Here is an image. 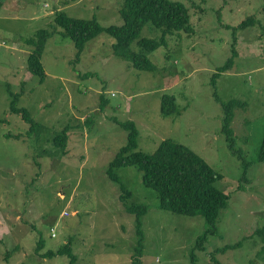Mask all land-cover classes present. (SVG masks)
<instances>
[{
	"label": "rangeland",
	"instance_id": "rangeland-1",
	"mask_svg": "<svg viewBox=\"0 0 264 264\" xmlns=\"http://www.w3.org/2000/svg\"><path fill=\"white\" fill-rule=\"evenodd\" d=\"M122 1L0 0V264H132L134 257L138 264H192V254L195 264H214L212 254L220 264H264L257 261L264 245L252 237L264 227V162L258 160L264 0H178L189 9L193 32L168 35L166 46L148 54L154 72L114 56L115 40L105 33L75 59L76 49L59 27L41 55L44 80L29 72L33 47L26 41L40 30L53 32L56 13L95 18L104 28L121 26ZM246 19L254 21L239 29ZM160 36L146 24L139 40ZM233 44V66L216 76L213 87L212 76L232 56ZM130 48L141 50L137 41ZM164 95L175 97L179 115H161ZM13 98L31 116V126L10 113ZM230 101L242 105L233 108L230 128L244 159L222 133L221 104ZM125 122L138 130V151L152 154L162 141L173 140L222 176L216 187L229 201L203 251L196 248L209 229L202 215L161 210L141 171L110 168L127 144L128 131L120 125ZM65 128L68 141L55 146ZM133 204L147 209L139 217L137 254L138 218L125 211ZM67 243L75 263L65 255L45 256Z\"/></svg>",
	"mask_w": 264,
	"mask_h": 264
},
{
	"label": "trees",
	"instance_id": "trees-1",
	"mask_svg": "<svg viewBox=\"0 0 264 264\" xmlns=\"http://www.w3.org/2000/svg\"><path fill=\"white\" fill-rule=\"evenodd\" d=\"M183 2L178 0H123L119 7V15L123 20V24L106 28L102 27L95 18L89 20L75 19L63 12L56 13L53 32H49L46 29L40 30L35 40L29 39L26 41L29 46L33 47L28 56L29 72L33 76H38L41 82L44 80L45 74L41 64V55L46 40L53 35L56 27L62 29V38H68L72 41L77 53L75 59H79L88 42L105 33L115 40V43L112 44L114 56L131 63L138 71L154 72L156 67L149 60L148 54L153 53L160 46H166L165 37L168 35H173L176 32H184L186 34L193 32L189 9ZM253 21V19L249 21L246 19L238 28L245 29ZM146 24L161 30L159 39L142 38L139 40L140 33ZM135 41H137V45L141 49L139 52L131 51V44ZM235 42L236 40H234V44ZM234 44L231 49L232 56L212 76L211 85L213 87L215 86L216 76L226 72L233 66V58L237 54L234 50ZM213 94L216 96L215 92ZM216 100L218 101V99ZM221 106L224 110L222 133L225 135L229 149L241 159L243 158L242 154L235 150L230 124L233 108L237 106L241 108L242 105L236 101H230L227 104L222 103ZM9 111L14 115L21 116L22 120L30 124V126L33 124L27 110L17 107V99H12ZM160 113L163 117L179 115L174 96L164 95L161 98ZM120 125L128 131L127 144L115 155L110 168L136 167L141 171L143 185L157 193L161 210L188 217L202 215L209 229L198 239L196 248L203 251L207 235L216 233V221L219 212L227 207L229 201V195L216 187V183L222 179V176L213 171L192 150L173 140L162 141L152 154L138 151V130L135 124L133 122H125ZM67 130L65 128L59 136L53 139L55 146L66 144L68 141ZM258 160L264 162V136L259 148ZM247 165L244 163V166ZM245 179L244 173L243 180ZM238 188L240 189L241 187L239 186ZM129 195V192L125 191L122 197L126 198ZM146 210V207L134 204L125 207L127 213L137 215L138 218L136 221L138 248L135 254L140 252L143 237L139 217L145 214ZM252 237L259 238L264 245V227L258 228ZM69 246L70 243H67L56 253L48 252L45 256L65 255L71 258L72 263H75V255L72 254ZM259 260L264 261V246L258 250L257 261ZM191 261L192 264L196 262L193 254L191 255ZM211 261L214 264H220L213 254L211 255ZM132 264H138V260L135 257Z\"/></svg>",
	"mask_w": 264,
	"mask_h": 264
}]
</instances>
